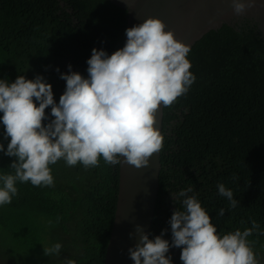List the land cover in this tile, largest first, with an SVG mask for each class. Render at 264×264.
Listing matches in <instances>:
<instances>
[{"label":"trees","instance_id":"trees-1","mask_svg":"<svg viewBox=\"0 0 264 264\" xmlns=\"http://www.w3.org/2000/svg\"><path fill=\"white\" fill-rule=\"evenodd\" d=\"M125 25L126 12L106 0H0V80L42 76L58 103L66 87L60 74H67L71 65L87 78L92 49L109 55L121 49ZM187 59L195 82L162 108L159 193L149 238L161 234L160 225L170 229L175 207H182L176 194L188 187L218 234L250 228L252 220L264 230L260 22L243 18L209 31L192 45ZM45 112L52 119L50 108ZM3 131L0 124V142L6 149ZM14 159L0 152V174L12 172L8 166ZM62 161L50 165L53 186L34 189L30 182H17L18 195L0 206V247L7 261L103 263L117 204L118 164H105L101 158L99 166L84 175L76 169L70 172ZM218 183L233 192L239 201L236 208L218 194ZM32 190L36 199L27 205L22 196ZM221 208L224 216L217 215ZM255 234L258 239L260 232ZM55 243L62 245L59 256H45L43 248ZM260 259L264 264V251ZM172 262L181 264L179 255Z\"/></svg>","mask_w":264,"mask_h":264},{"label":"clouds","instance_id":"clouds-1","mask_svg":"<svg viewBox=\"0 0 264 264\" xmlns=\"http://www.w3.org/2000/svg\"><path fill=\"white\" fill-rule=\"evenodd\" d=\"M253 3L231 0L233 15H244ZM165 28L160 19L147 18L125 30V45L111 55L93 48L86 61L87 78L68 65V73L59 76L66 87L58 103L42 76L29 80L19 75L12 83L0 80V124L3 139L8 140L6 149L0 142V152L15 158L8 166L12 172L0 174V206L11 204L18 195L17 182H30L34 189L53 186L50 165L60 160L70 172L76 169L84 175L98 167L101 158L118 167L121 163L136 169L148 166L149 158L163 148L164 138L156 128L157 111L185 95L196 79L187 59L190 46ZM49 108L50 120L45 112ZM217 191L230 208L238 206L223 183L217 184ZM33 192L22 196L27 205L36 199ZM192 192L188 187L176 194L182 198V207H175L168 221L170 229L158 227L159 236L150 239V233L136 226L139 241L127 250L133 264H172L178 255L181 264H261L264 230L260 225L252 220L250 228L218 234L197 196L189 195ZM224 214L223 208L217 212ZM257 230L260 237L255 239ZM61 249L55 243L44 247L43 254L59 256ZM0 264H6L1 257ZM62 264L76 261L67 259Z\"/></svg>","mask_w":264,"mask_h":264},{"label":"water","instance_id":"water-1","mask_svg":"<svg viewBox=\"0 0 264 264\" xmlns=\"http://www.w3.org/2000/svg\"><path fill=\"white\" fill-rule=\"evenodd\" d=\"M126 12L125 30L147 18L160 19L165 30L172 31L176 40L192 45L209 31L249 16L263 14L264 0H254L253 7L242 16L233 15L231 0H106ZM125 31L122 47L126 43ZM163 107L156 113V128L161 133ZM123 159V158H121ZM160 152L149 158L147 167L136 169L119 164V189L111 234L103 264H133L128 248L139 241L137 225L150 233L159 193ZM133 233V238L129 234Z\"/></svg>","mask_w":264,"mask_h":264},{"label":"flooded vegetation","instance_id":"flooded-vegetation-1","mask_svg":"<svg viewBox=\"0 0 264 264\" xmlns=\"http://www.w3.org/2000/svg\"><path fill=\"white\" fill-rule=\"evenodd\" d=\"M262 16H263V14H262L261 12H259L258 14H256V13H251V14H249L248 17H247V16H244V17H242V18H239L238 20H242L243 18H248V19H250V18H254V19H256L257 21L260 22V28H261L262 31L264 32V21L262 20ZM238 20H236V21H238Z\"/></svg>","mask_w":264,"mask_h":264},{"label":"rangeland","instance_id":"rangeland-1","mask_svg":"<svg viewBox=\"0 0 264 264\" xmlns=\"http://www.w3.org/2000/svg\"><path fill=\"white\" fill-rule=\"evenodd\" d=\"M0 257L3 258L6 262V264H9V261H7L2 253V246L0 247Z\"/></svg>","mask_w":264,"mask_h":264}]
</instances>
